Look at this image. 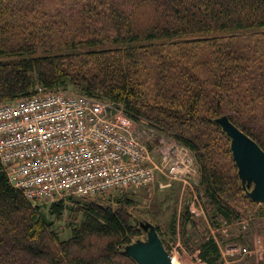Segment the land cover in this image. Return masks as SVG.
<instances>
[{"label": "trees", "instance_id": "16d2710c", "mask_svg": "<svg viewBox=\"0 0 264 264\" xmlns=\"http://www.w3.org/2000/svg\"><path fill=\"white\" fill-rule=\"evenodd\" d=\"M0 55L11 57L0 61V103L42 87L122 106L193 153L211 226L257 206L214 119L225 114L264 150V0H0ZM130 196L46 204L14 187L0 161V264H138L122 250L146 212L130 211ZM64 216L71 234L61 238L53 220ZM179 216L185 233L195 221L188 204ZM194 247L200 261H220L208 230Z\"/></svg>", "mask_w": 264, "mask_h": 264}, {"label": "built area", "instance_id": "2783aa9c", "mask_svg": "<svg viewBox=\"0 0 264 264\" xmlns=\"http://www.w3.org/2000/svg\"><path fill=\"white\" fill-rule=\"evenodd\" d=\"M117 108L94 96L42 87L0 103V161L11 184L28 199L52 201L141 188L153 183L157 171L193 173L197 165L182 158L186 147L165 146L157 164Z\"/></svg>", "mask_w": 264, "mask_h": 264}, {"label": "rangeland", "instance_id": "374dc122", "mask_svg": "<svg viewBox=\"0 0 264 264\" xmlns=\"http://www.w3.org/2000/svg\"><path fill=\"white\" fill-rule=\"evenodd\" d=\"M244 34L246 39L251 43L254 41L252 32H245ZM241 41L242 43L246 42L244 37L241 38ZM9 58L11 57L0 55V61L6 62ZM67 91L74 92L72 89ZM117 107L116 112L118 117L122 118V121L130 126V129L136 137L146 143L152 159H154L157 164L161 161L160 157L162 156V151L165 146L176 145L180 148H184L183 145L175 141L171 136L166 133L163 134L158 132L145 121L141 120L137 122L128 118L123 114L122 106ZM222 117L227 116L225 114H220V116L215 117V122L219 123L218 121ZM227 136L230 138L228 133ZM229 140L231 148V138ZM183 150L184 154H182V158H184V160L185 157L191 158L195 166L197 160L194 158L193 153L186 148ZM233 160L237 167V174L241 186L250 197V193L256 187V183L253 179H241L239 167L237 166L234 156ZM190 172L189 169L187 170L184 168L182 172H178L173 176V173L168 174L166 170L164 173L157 171V177L154 179L153 183L141 188L129 190V195H131L130 198H135L138 201L136 205H131L130 211L133 212L136 210V212H139L145 209L146 212L140 215L141 218H138L140 228L143 230L142 234L134 237L132 243L124 246L122 250L130 254L129 250L134 248V246L138 244L146 245L149 242L148 234L152 229L156 230L160 238L159 231L155 228L156 224H158L163 234L161 238L164 239L161 240L160 238V240L162 241L165 251H167L170 259L175 264H207L199 260L198 255L200 250L194 247L196 245V240L199 239L200 233L204 230H208L209 236L215 237L218 242L221 256L218 264H264V215H260L257 212L259 206L264 208V202L260 200L256 201L257 206L254 209H250L247 215L235 221L225 220L220 222L218 226H211L208 215H206L205 198L203 197V193L200 194L197 190L200 181L199 169L196 166L193 173ZM157 194L161 199H164L163 204L160 203L159 200L154 202L156 199H154V197ZM50 202L52 201H48L46 204ZM114 203L115 202H112L113 205ZM186 204H188L189 213H191L195 221L191 226H187L188 230H185L186 232L184 233V229L180 226L178 221L179 215ZM172 213L177 216V223L175 225L176 231L174 234L169 228ZM67 220L68 218L66 216L61 220H53V227L60 232L61 238H65L71 234L67 225L70 221ZM189 239H191L190 246L187 245ZM241 247H247L250 250L249 254L244 256L237 255V252H233L234 249L238 250Z\"/></svg>", "mask_w": 264, "mask_h": 264}, {"label": "water", "instance_id": "95a60500", "mask_svg": "<svg viewBox=\"0 0 264 264\" xmlns=\"http://www.w3.org/2000/svg\"><path fill=\"white\" fill-rule=\"evenodd\" d=\"M218 122L231 138L232 155L239 167L241 179H253L256 183L250 193L251 199L264 202V150L227 117H222ZM148 240L146 245L138 244L129 250L138 264H175L155 229L149 232Z\"/></svg>", "mask_w": 264, "mask_h": 264}]
</instances>
